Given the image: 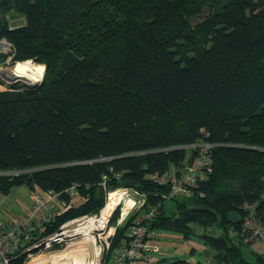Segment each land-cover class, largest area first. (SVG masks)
Masks as SVG:
<instances>
[{
	"label": "trees",
	"instance_id": "16d2710c",
	"mask_svg": "<svg viewBox=\"0 0 264 264\" xmlns=\"http://www.w3.org/2000/svg\"><path fill=\"white\" fill-rule=\"evenodd\" d=\"M12 9L24 22L10 28ZM0 13L14 61L45 65L36 87L0 89V193L78 183L83 199L57 226L104 204L106 175L161 203L151 228L205 246V260L168 264H254L244 244L251 212L264 225V0H2ZM202 141L213 171L167 212L168 188L148 176L181 173ZM211 226L221 233L198 232Z\"/></svg>",
	"mask_w": 264,
	"mask_h": 264
},
{
	"label": "built area",
	"instance_id": "2783aa9c",
	"mask_svg": "<svg viewBox=\"0 0 264 264\" xmlns=\"http://www.w3.org/2000/svg\"><path fill=\"white\" fill-rule=\"evenodd\" d=\"M14 55L12 43L0 38V89H13L19 85L30 87L35 83L26 75L15 72V65L10 70L3 66L13 62ZM190 146L197 147L199 152L181 173L169 170L149 174L150 180L168 188L163 197L193 196L199 180L213 171L214 144L202 141ZM101 185L107 196L98 210L66 219L57 226V217L71 209L75 201L83 199L79 184L73 183L64 191L34 186L25 213L10 220H0V264H68L70 258L79 255L83 256L81 264H147L153 253L164 252L165 249L154 241L159 231L149 225L159 213L161 203L147 206V194L134 187L110 190L106 175ZM113 192L117 195L116 203H112ZM118 209L122 215L131 212L134 216L127 230V239L108 257L115 234L110 229L111 219ZM51 226L54 228L50 229ZM246 227L253 238L264 241V225L252 212L246 220ZM262 253L264 255V246Z\"/></svg>",
	"mask_w": 264,
	"mask_h": 264
},
{
	"label": "rangeland",
	"instance_id": "374dc122",
	"mask_svg": "<svg viewBox=\"0 0 264 264\" xmlns=\"http://www.w3.org/2000/svg\"><path fill=\"white\" fill-rule=\"evenodd\" d=\"M0 16H1V13H0ZM3 16H4L3 22H5V24L10 28H13V26H16V25L24 22V17L19 15V14H16L13 9L5 12ZM27 61L33 63L34 65H36V67H40L41 65H44V64L36 62V60H33V59H29ZM13 62H9V64H4L3 66L6 67L8 70H10L14 65L16 66L20 61L17 62V64L15 61H13ZM23 62H20L18 64V66ZM41 67H43V66H41ZM14 71H16V70H14ZM44 72L45 71L43 70V75H44ZM22 73H23V75H26L27 77H30V75H31V74L30 75L26 74L25 71H22ZM35 73L37 75H39V73H41V69H39V70L37 69V71H35ZM122 186H125V185H121V184L116 185V186L110 188V190L111 189L113 190L115 188L122 187ZM31 190L32 189H30L27 185L24 184V185L14 186L12 188V191L8 194L0 193V220H10L11 218H15V217L20 216L21 214H24L27 205L31 201V199H30ZM106 196H107V194L105 193V198H106ZM177 196H179L180 200L183 199V198H181V197H183L182 195H177ZM81 200L75 201V205L78 204ZM165 209L167 212L173 211L175 209V200H173L172 198H166ZM130 213L126 214V215H122L121 212L118 211V216L116 217L115 221L111 222V224H110L111 231H115V233H116L117 228L125 226L129 221V218L131 215ZM129 225L130 224L128 223L127 229L129 227ZM198 232H207V233L219 235L221 233V230L218 229L216 226H211L208 228L199 227ZM247 240L249 241L250 239L247 238ZM161 242H166V243H164V245L167 247V249H165V250L168 252L167 255H165L167 258V261L164 264H168L171 260H173L176 257H178V258L190 257L189 254L184 252V246H186L188 244V242L186 240H174L172 238H169V239H163ZM263 246H264V241L260 240V239H255V238H254L252 244H250V245L244 244V250L246 253V257L249 258L254 264H261L260 263L261 257H259V256H261L263 254L262 253ZM177 248H180L182 250V253H176V252H178V251H176ZM109 250H110L109 251L110 253L115 251V250L113 251L112 249H109ZM111 254H113V253H111ZM200 254H201V252L200 253L198 252L195 255V258L196 259L200 258L203 260L208 258L206 256L205 252H203L201 255ZM153 255L159 256L160 254L159 253H153L152 256Z\"/></svg>",
	"mask_w": 264,
	"mask_h": 264
},
{
	"label": "crops",
	"instance_id": "0c3cea01",
	"mask_svg": "<svg viewBox=\"0 0 264 264\" xmlns=\"http://www.w3.org/2000/svg\"><path fill=\"white\" fill-rule=\"evenodd\" d=\"M169 238H172L174 240H186L188 242V244L184 246V252L190 255V257L185 258L188 261L196 260L195 255L198 252L199 253L201 252V254L204 252L205 246L203 245V243L199 242L196 238L185 239L181 234H178V233L159 231V234L154 238V241L158 243L159 245H161L164 249H167V247L164 245V243L166 242H161V241L163 239H169ZM176 251H178L176 253H182V250L180 248H177ZM167 253L168 252L165 250L159 256L153 255L151 260L147 264H164L167 260L161 261V259L166 258L165 255H167Z\"/></svg>",
	"mask_w": 264,
	"mask_h": 264
},
{
	"label": "bare ground",
	"instance_id": "6f19581e",
	"mask_svg": "<svg viewBox=\"0 0 264 264\" xmlns=\"http://www.w3.org/2000/svg\"><path fill=\"white\" fill-rule=\"evenodd\" d=\"M20 63V62H19ZM18 63V64H19ZM18 64L16 66L13 67V70H16L15 72L18 73H22V71H25L26 74H31L30 77H28L31 82H37L41 79V77H43V70L45 71V65H41L43 67H36V65H34L33 63L29 62V61H24L23 63H21L19 66ZM37 69H41V73H39V75H37L35 73V71H37ZM38 78V79H37ZM111 199H112V203H116L117 202V195L115 192H113L111 194ZM71 260L69 261L68 264H81V262H83V256L79 255V256H75L73 258H70ZM60 262H65L64 260H60Z\"/></svg>",
	"mask_w": 264,
	"mask_h": 264
},
{
	"label": "water",
	"instance_id": "95a60500",
	"mask_svg": "<svg viewBox=\"0 0 264 264\" xmlns=\"http://www.w3.org/2000/svg\"><path fill=\"white\" fill-rule=\"evenodd\" d=\"M42 79H43V77H42ZM42 79H41V81H42ZM41 81H39V82H35V83H33V84H30V86H31V87H34V86L36 87Z\"/></svg>",
	"mask_w": 264,
	"mask_h": 264
}]
</instances>
